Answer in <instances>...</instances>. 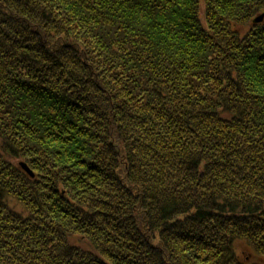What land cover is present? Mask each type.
I'll list each match as a JSON object with an SVG mask.
<instances>
[{
	"label": "trees",
	"instance_id": "16d2710c",
	"mask_svg": "<svg viewBox=\"0 0 264 264\" xmlns=\"http://www.w3.org/2000/svg\"><path fill=\"white\" fill-rule=\"evenodd\" d=\"M0 264H264V0H0Z\"/></svg>",
	"mask_w": 264,
	"mask_h": 264
},
{
	"label": "rangeland",
	"instance_id": "374dc122",
	"mask_svg": "<svg viewBox=\"0 0 264 264\" xmlns=\"http://www.w3.org/2000/svg\"><path fill=\"white\" fill-rule=\"evenodd\" d=\"M21 165H22V163H21ZM241 247H242L241 245H237L236 246V250H237L236 252L243 258L244 261H249L251 259L250 258L251 256H249L248 254H246V252L242 253L241 252V249H242Z\"/></svg>",
	"mask_w": 264,
	"mask_h": 264
},
{
	"label": "water",
	"instance_id": "95a60500",
	"mask_svg": "<svg viewBox=\"0 0 264 264\" xmlns=\"http://www.w3.org/2000/svg\"><path fill=\"white\" fill-rule=\"evenodd\" d=\"M261 19H262V15H260V16H258V17H256L255 18V22H259V21H261ZM25 165H23V167H24ZM25 168V167H24Z\"/></svg>",
	"mask_w": 264,
	"mask_h": 264
},
{
	"label": "bare ground",
	"instance_id": "6f19581e",
	"mask_svg": "<svg viewBox=\"0 0 264 264\" xmlns=\"http://www.w3.org/2000/svg\"><path fill=\"white\" fill-rule=\"evenodd\" d=\"M22 167H23V164H22ZM25 167V168H24ZM23 168L28 172V173H30L31 174V172H30V170L28 169V167H26V165L24 166Z\"/></svg>",
	"mask_w": 264,
	"mask_h": 264
}]
</instances>
